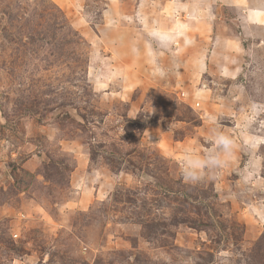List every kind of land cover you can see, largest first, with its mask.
Wrapping results in <instances>:
<instances>
[{
  "label": "rangeland",
  "instance_id": "rangeland-1",
  "mask_svg": "<svg viewBox=\"0 0 264 264\" xmlns=\"http://www.w3.org/2000/svg\"><path fill=\"white\" fill-rule=\"evenodd\" d=\"M255 8L0 0V264H264ZM210 119L234 149L186 184Z\"/></svg>",
  "mask_w": 264,
  "mask_h": 264
},
{
  "label": "clouds",
  "instance_id": "clouds-1",
  "mask_svg": "<svg viewBox=\"0 0 264 264\" xmlns=\"http://www.w3.org/2000/svg\"><path fill=\"white\" fill-rule=\"evenodd\" d=\"M159 75L163 76L164 72L161 70ZM258 115L254 111L246 120L254 121ZM208 132L206 151L198 152L192 148L183 150L179 161L180 178L186 184L195 185L205 178L215 179L234 149L232 137L220 129L218 121L210 119Z\"/></svg>",
  "mask_w": 264,
  "mask_h": 264
},
{
  "label": "crops",
  "instance_id": "crops-1",
  "mask_svg": "<svg viewBox=\"0 0 264 264\" xmlns=\"http://www.w3.org/2000/svg\"><path fill=\"white\" fill-rule=\"evenodd\" d=\"M242 12L245 14L246 20L255 25L264 24V9L263 8H255V9H242ZM227 45V43H226ZM231 48H237L235 43H230Z\"/></svg>",
  "mask_w": 264,
  "mask_h": 264
}]
</instances>
